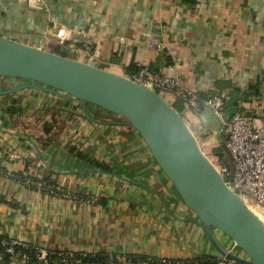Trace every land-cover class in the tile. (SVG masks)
<instances>
[{
  "label": "crops",
  "instance_id": "0c3cea01",
  "mask_svg": "<svg viewBox=\"0 0 264 264\" xmlns=\"http://www.w3.org/2000/svg\"><path fill=\"white\" fill-rule=\"evenodd\" d=\"M0 34L46 51L62 47L126 77L135 65L201 99L224 93L227 116L239 108L264 112V0H0ZM19 83L0 78V91ZM163 94L173 105L176 95ZM178 105L195 133L204 108ZM0 147V235L7 239L164 260L217 255L138 133L109 112L34 89L0 96ZM21 178L51 182L64 194ZM213 237L237 251L219 231Z\"/></svg>",
  "mask_w": 264,
  "mask_h": 264
},
{
  "label": "water",
  "instance_id": "95a60500",
  "mask_svg": "<svg viewBox=\"0 0 264 264\" xmlns=\"http://www.w3.org/2000/svg\"><path fill=\"white\" fill-rule=\"evenodd\" d=\"M0 78L21 82L0 91V96L34 89L95 106L124 120L206 230L217 255L201 257L264 264V221L227 186L193 130L159 92L126 76L1 34ZM214 230L237 251L220 246Z\"/></svg>",
  "mask_w": 264,
  "mask_h": 264
},
{
  "label": "built area",
  "instance_id": "2783aa9c",
  "mask_svg": "<svg viewBox=\"0 0 264 264\" xmlns=\"http://www.w3.org/2000/svg\"><path fill=\"white\" fill-rule=\"evenodd\" d=\"M27 1L34 3L36 0ZM56 36L60 42H63L64 29H60ZM134 81L154 90L173 92L195 113H201L205 107L211 109L222 123L225 134L224 148L231 161L232 175H227L228 171L223 163L212 161L222 174L227 186L253 213L259 214L257 210H264V112H249L239 108L231 114L229 119H224L228 102V97L224 93L212 94L207 99H201L199 94L188 91L178 82L153 74L146 69L141 70ZM3 153L4 150L0 147V156ZM6 154L10 160L16 158L15 153L10 150ZM25 183L30 186L34 184L30 179H27ZM37 187L40 188L41 185L37 184ZM20 244L23 243L13 239L3 242L6 253L10 255L8 264H25L26 257L19 260L13 249V246ZM47 253V250L39 248L38 258L44 260L43 264H48L45 260ZM218 264L236 263L220 261Z\"/></svg>",
  "mask_w": 264,
  "mask_h": 264
},
{
  "label": "trees",
  "instance_id": "16d2710c",
  "mask_svg": "<svg viewBox=\"0 0 264 264\" xmlns=\"http://www.w3.org/2000/svg\"><path fill=\"white\" fill-rule=\"evenodd\" d=\"M54 52L62 56H68L67 52L62 47L55 48ZM125 69H126L127 77L132 80H136V77L141 71V68H137L135 65H131V64ZM156 91L159 92L160 89H156ZM207 97L208 96H205V98L203 99H207ZM177 102L185 103L183 99L177 97L176 101H174V104L172 106L173 107L177 106ZM178 107L181 109V106L178 105ZM177 108L175 109L176 111L178 110ZM76 155L80 156V154H76ZM217 155L222 160V163L224 164V166L228 171L230 165L227 157L225 158L224 153L221 149H219ZM27 179L28 178H21L20 182L28 187H31L43 193H48L56 196L57 195L61 196L62 194H64L62 193V190L58 188L57 185H54L51 182L44 180L39 181V180L30 179L32 182H34V184L30 186L25 183ZM37 184H40L41 187L40 188L37 187ZM7 240L8 239L5 236L0 235V254L2 256V260L6 264L9 263L10 255L6 253L3 242ZM13 249L19 260H23V258L26 257L25 264L44 263V260L38 258L39 247L37 246L23 243L17 246H13ZM47 252L48 253L45 257V260L48 262V264H218V262L205 257H199L197 259H187V260H164V259H158L143 255H135V254L117 255V254H110L104 252L90 253L83 251H63V250H52V251L47 250Z\"/></svg>",
  "mask_w": 264,
  "mask_h": 264
},
{
  "label": "rangeland",
  "instance_id": "374dc122",
  "mask_svg": "<svg viewBox=\"0 0 264 264\" xmlns=\"http://www.w3.org/2000/svg\"><path fill=\"white\" fill-rule=\"evenodd\" d=\"M159 93L161 95H163V92ZM178 106H174V109H176ZM186 107V106H185ZM178 112L181 114V109L178 107L177 108ZM203 110H205V112L202 114L200 120V125L198 126V128H196V136L200 142V146L202 147V149L204 150V152L215 162L217 163H221L222 164V160L218 157V155L215 157L213 155V153L215 152H219V149H221L224 153L225 158L227 157L230 168L227 172V175H232V166H231V161L229 158V155L227 153V150L224 148V143H225V134L222 130V123L221 120L213 113V111L211 109H209L208 107H205ZM227 110L225 111V118L224 119H229L230 116H227ZM195 120V119H194ZM202 121V123H201ZM209 130H211L212 134L216 137L213 138L212 134L209 133L208 130H206L207 128ZM198 131V132H197ZM211 143H213L214 145H212ZM214 146L213 148L216 149L215 151H213V149H211L210 147ZM213 152V153H212ZM69 196V195H68ZM257 214L260 219L262 221H264V210H257L256 211Z\"/></svg>",
  "mask_w": 264,
  "mask_h": 264
},
{
  "label": "flooded vegetation",
  "instance_id": "af4514ba",
  "mask_svg": "<svg viewBox=\"0 0 264 264\" xmlns=\"http://www.w3.org/2000/svg\"><path fill=\"white\" fill-rule=\"evenodd\" d=\"M216 149L213 148V151H215ZM213 153V152H212ZM213 155L216 157L217 156V152L213 153Z\"/></svg>",
  "mask_w": 264,
  "mask_h": 264
}]
</instances>
